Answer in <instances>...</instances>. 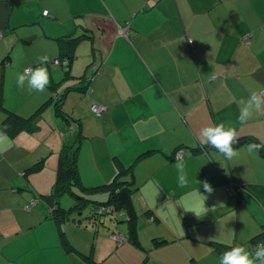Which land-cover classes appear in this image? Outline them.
<instances>
[{
    "label": "crops",
    "instance_id": "obj_1",
    "mask_svg": "<svg viewBox=\"0 0 264 264\" xmlns=\"http://www.w3.org/2000/svg\"><path fill=\"white\" fill-rule=\"evenodd\" d=\"M0 32V264H219L220 247L264 243V155L245 147L264 141V117L238 122L242 101L264 90V0H0ZM71 36L67 71L55 60ZM44 56L45 91L19 87ZM11 112L34 115L33 129L5 131ZM220 123L254 138L231 161L199 142ZM67 144L87 184L134 176L141 247L110 236L128 232L121 218L55 221L45 195Z\"/></svg>",
    "mask_w": 264,
    "mask_h": 264
},
{
    "label": "trees",
    "instance_id": "obj_2",
    "mask_svg": "<svg viewBox=\"0 0 264 264\" xmlns=\"http://www.w3.org/2000/svg\"><path fill=\"white\" fill-rule=\"evenodd\" d=\"M76 42L77 38L73 36L69 37L67 41V50L62 52L61 58H58L60 62L65 60L68 62L66 65L60 63L67 71H69L70 68L71 58L73 56L72 50ZM33 121L34 115L30 117H22L17 113L11 112L3 123L5 126L4 130L9 131L10 134H15L25 127L33 129ZM253 139L254 138L250 136L239 137V143L235 144L233 147L239 146L243 143L252 142ZM67 148L68 150L62 153L59 159L54 189L50 195H45L46 200L52 202V207L55 208L51 213L55 221L60 226H64L65 222L70 219L75 218V220H80L79 218H84L83 214L81 217H76L74 211L78 210L77 213L79 211L82 212L84 207L89 206L90 211L87 217L94 220L95 223L105 220L106 216L109 217L110 221L119 222L118 220L120 218L126 220L128 222V232L126 235L124 234L125 238L141 247L137 227L139 215L134 201L135 192L140 185L134 186V176H129V174L127 175V173L121 172L113 179L112 183H105L102 185L87 184L83 181L80 173L78 149L75 150V145L69 146L68 144ZM180 149L182 148H179L177 151ZM182 150L185 154V150ZM197 150V152H204L205 148L200 147ZM261 152L264 155V149H261ZM148 153L149 151L145 150L142 154L144 156ZM37 168L38 166H31L27 171H32ZM89 191L94 192V194H87ZM65 193L71 194L70 196L74 199L73 203L68 206H64L60 203L61 196ZM113 233L118 234L121 232ZM61 235V238L65 240L66 236L63 231ZM161 242H166V240L155 239V244H161ZM231 248L232 247L230 246L220 247V254L231 250Z\"/></svg>",
    "mask_w": 264,
    "mask_h": 264
},
{
    "label": "clouds",
    "instance_id": "obj_3",
    "mask_svg": "<svg viewBox=\"0 0 264 264\" xmlns=\"http://www.w3.org/2000/svg\"><path fill=\"white\" fill-rule=\"evenodd\" d=\"M47 62L48 57L44 56L40 58V64L42 66L35 69L25 68L23 73L17 77V85L23 87L25 82H27L30 90L37 92L45 91L50 83L49 73L46 67ZM254 117H264V90L252 92L246 100L242 101L238 122L241 125H245ZM3 139H6V134L0 132V140ZM199 142L201 146L211 145L229 161L238 157L240 154L233 147L239 143L237 129L233 126L226 127L223 123L202 127L199 132ZM245 147L248 153H257L261 149H264V141L261 143H249ZM174 167L177 171L179 185L181 187L188 186L189 179L185 171L186 164L184 161L177 160ZM199 183H202L207 193L211 194L214 191L213 187L207 181ZM185 210L189 211L187 209ZM219 264H264V243L257 244L254 251L237 245L221 254Z\"/></svg>",
    "mask_w": 264,
    "mask_h": 264
},
{
    "label": "rangeland",
    "instance_id": "obj_4",
    "mask_svg": "<svg viewBox=\"0 0 264 264\" xmlns=\"http://www.w3.org/2000/svg\"><path fill=\"white\" fill-rule=\"evenodd\" d=\"M59 130H62V132H63V135L62 136H65V138H69V130H67L66 128H64V129H60V127H58L57 128V131L59 132ZM77 135H78V133H76ZM75 139H76V137H75ZM52 140H54V138L52 137ZM43 145L44 146H49V144H46V143H43ZM69 146H71V145H69ZM77 148H78V146H76L75 147V150H77ZM79 154V153H78ZM34 162V161H33ZM50 163L52 162V168H53V170L55 171L56 170V160H50L49 161ZM79 167H80V164H79ZM83 174H84V176L86 177V175H87V171L84 169L83 170ZM20 176L19 177H17V179L20 181ZM90 178H92V177H90ZM36 179V176H34V180ZM55 180H56V174L54 175V178H53V180H52V185H51V189H50V193H52V191H53V189H54V182H55ZM45 190H46V187H44V189H42L40 192H42V193H45ZM236 192H237V190H236ZM235 192V193H236ZM87 194H89V195H93L94 194V192H87ZM71 194H68V193H65V194H63L62 195V197H61V202H63V204H64V206H65V204L66 203H68L70 200H72V197L70 196ZM83 211V217L85 218V219H87V216H88V214H89V211H90V207L89 206H86V207H84V209L82 210ZM76 216L78 217L79 216V214H77L76 213ZM80 217H81V215H80ZM126 223V222H125ZM128 224V223H127Z\"/></svg>",
    "mask_w": 264,
    "mask_h": 264
},
{
    "label": "built area",
    "instance_id": "obj_5",
    "mask_svg": "<svg viewBox=\"0 0 264 264\" xmlns=\"http://www.w3.org/2000/svg\"><path fill=\"white\" fill-rule=\"evenodd\" d=\"M45 14H48V11H45ZM124 32V31H123ZM2 37V33L0 32V38ZM55 63H57V64H60V63H62V64H64V65H66V64H68V62L65 60V61H63V62H60V60H55ZM91 109H92V111L93 112H95L96 114H101V113H103L105 110H106V107H105V105H102V104H99V103H94L93 105H92V107H91ZM184 155V153H183V150L182 149H180L179 151H177V156L178 157H182ZM231 194H233V193H235L236 192V189L234 188V186L232 187V186H228V189H227ZM112 238H114L115 240H117V241H122L124 238H125V236H124V234L123 233H118V234H116V233H113V234H111L110 235Z\"/></svg>",
    "mask_w": 264,
    "mask_h": 264
}]
</instances>
